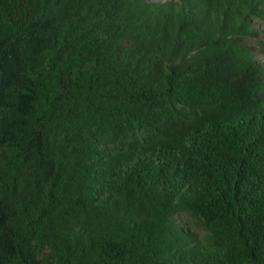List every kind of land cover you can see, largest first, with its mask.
I'll list each match as a JSON object with an SVG mask.
<instances>
[{
  "label": "trees",
  "instance_id": "trees-1",
  "mask_svg": "<svg viewBox=\"0 0 264 264\" xmlns=\"http://www.w3.org/2000/svg\"><path fill=\"white\" fill-rule=\"evenodd\" d=\"M0 264H264V0H0Z\"/></svg>",
  "mask_w": 264,
  "mask_h": 264
}]
</instances>
